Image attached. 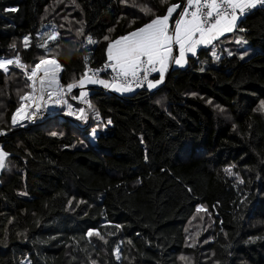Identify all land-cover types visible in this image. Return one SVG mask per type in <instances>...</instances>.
Returning <instances> with one entry per match:
<instances>
[{
  "label": "trees",
  "instance_id": "16d2710c",
  "mask_svg": "<svg viewBox=\"0 0 264 264\" xmlns=\"http://www.w3.org/2000/svg\"><path fill=\"white\" fill-rule=\"evenodd\" d=\"M178 2L136 0L155 15ZM131 3L0 0V58L19 55L32 66L55 57L62 84L79 80L86 64L104 67L105 36L153 18ZM238 25L236 34L255 50L249 58L228 55L234 34L214 44L217 64L212 46L201 48L151 91L85 86L98 119L89 112L79 121L59 107L41 124L13 125L18 93L29 89L20 69L0 71V149L8 154L0 174V264H264V8ZM53 29L59 38L38 47ZM71 96L74 108H87ZM197 206L214 225L194 249L187 232ZM89 229L103 239L88 237Z\"/></svg>",
  "mask_w": 264,
  "mask_h": 264
},
{
  "label": "snow or ice",
  "instance_id": "6c2138e0",
  "mask_svg": "<svg viewBox=\"0 0 264 264\" xmlns=\"http://www.w3.org/2000/svg\"><path fill=\"white\" fill-rule=\"evenodd\" d=\"M167 2L168 0H161V4ZM72 3H75V0H72ZM120 3L128 4L129 0H120ZM258 5L264 7V0H184L182 7L179 2L171 4L165 14L155 15L151 5H138L136 0H132V7H138L144 15H151L153 18L118 38L104 37V40L109 41L106 48L107 61L104 64V69H111L108 79L98 76L103 69L90 70L86 64V71L79 80L64 85L59 78V73L63 69L55 57H42L34 66L22 62L19 55L11 59L0 58V71L7 74L10 70L9 66L14 65L23 72L26 79L25 88L29 89L22 95L18 93L20 104L12 115V124L16 125L21 119L33 120L43 111L54 107H62L65 116L74 117L79 121H87L89 112L95 113L98 119L99 112L87 99L89 93L85 91L86 85H100L104 89L120 94L131 93L145 85L151 91L164 81L165 73L172 63L184 67L188 54L196 56L199 46L211 45L213 58L219 59L213 41L237 29L240 17L245 16L249 10L255 9ZM177 9L180 11L174 19V24L170 25V18H173ZM6 11L15 12L17 9L11 8ZM239 31L243 32L245 29L239 28ZM82 34V29L77 31V36ZM44 36L46 39L37 46L47 50L49 41H56L60 33L53 29L45 32ZM29 39V36L23 38L25 48L29 46ZM87 42L96 43L91 37H87ZM241 42V39L236 40L237 44ZM174 49L178 50V55L174 54ZM229 55L232 53L229 52ZM153 73H158L159 79L152 77ZM74 88L80 89L79 96L73 93ZM69 94H72V99L86 104L87 108H74L68 102ZM258 110L264 112V101L260 102ZM108 123L111 121L109 120ZM95 132L96 130L93 129V137ZM0 135H3V132H0ZM51 135L55 136L57 133L53 132ZM7 155L0 150V170L6 165ZM225 172L228 175L233 174L231 167L226 168ZM237 180L243 183L238 175ZM69 203L71 204V201ZM201 211L207 210L197 206V212ZM116 227L120 226L116 225ZM87 236L103 239V236L93 229L88 230ZM113 255L117 260L120 259L118 248L113 251ZM181 259L188 260L183 256Z\"/></svg>",
  "mask_w": 264,
  "mask_h": 264
},
{
  "label": "rangeland",
  "instance_id": "374dc122",
  "mask_svg": "<svg viewBox=\"0 0 264 264\" xmlns=\"http://www.w3.org/2000/svg\"><path fill=\"white\" fill-rule=\"evenodd\" d=\"M234 36L235 37L233 38V42L235 44V47H234V51H230L232 55H229L228 53L229 56H236L242 60L255 55L254 48L249 44V42H247L243 34L237 33ZM237 39H241L242 42L240 44H237L236 43ZM215 52L220 59L221 57L218 54V52L217 51ZM47 58H53V57H47ZM217 60L218 59H215V64H217L218 62ZM38 62L39 60L36 61L35 63ZM35 63H33L32 66H34ZM12 67L15 66L10 65L9 69H11ZM95 133L98 134L97 131ZM213 225H214V220L209 212L207 211L197 212V215L194 218V220L191 222L190 225H188L189 227H188L187 235L191 245V246L189 245V247H193L194 249L203 247L207 243L206 241H208V239L212 235L211 233L213 232Z\"/></svg>",
  "mask_w": 264,
  "mask_h": 264
},
{
  "label": "built area",
  "instance_id": "2783aa9c",
  "mask_svg": "<svg viewBox=\"0 0 264 264\" xmlns=\"http://www.w3.org/2000/svg\"><path fill=\"white\" fill-rule=\"evenodd\" d=\"M261 8H264V7L258 5L255 9L249 10L245 16H242L240 18H244V17L250 15L252 11H254L256 9H261ZM101 69H103V70L98 73V76L99 77L102 76V75H107V76L110 77V75H111V69H104V67L101 68ZM156 74L157 73H153L152 74V77H155ZM143 88H147V86L145 85ZM143 88L135 89L134 91H137V90H140V89H143ZM49 116H50V114L48 113L47 110H45L42 113H40L37 117H35L33 120L21 119V120L18 121V123L16 125H35V124H41Z\"/></svg>",
  "mask_w": 264,
  "mask_h": 264
},
{
  "label": "crops",
  "instance_id": "0c3cea01",
  "mask_svg": "<svg viewBox=\"0 0 264 264\" xmlns=\"http://www.w3.org/2000/svg\"><path fill=\"white\" fill-rule=\"evenodd\" d=\"M177 11H178V9H177ZM174 14H175V13H174ZM174 14H173V16H174ZM170 20H171V18H170ZM240 20H241V18L238 20V23H239ZM170 25H172V24L170 23ZM236 30H237V29H235V30H234L233 32H231V33H225L224 36H221L217 41H213V44H217V43L220 44V43H222V42L224 41V40H223L224 38L227 39V40H225V42H227V41L229 40V38H230L231 35L236 34ZM209 47H211V45H209V46H207V47H205V46H199V47H198V50L201 49V48H209ZM198 50H197V51H198ZM174 54H175V55H178V50L174 49ZM189 56H192V55H191V54H188V57H189ZM185 66H186V64H185ZM185 66H184V67H185ZM171 67H173V68H183V67H179V66L175 65L174 63H172V64L169 66V68H171ZM169 68H168V70H169ZM168 70H167V71H168ZM167 71H166V73H167ZM166 73H165V74H166ZM155 77H156V79H159V74L157 73ZM86 86H92V84H88V85H86ZM93 86H94V85H93ZM112 92H114V91H112ZM114 93H116V92H114ZM117 94L122 95V94H120V93H117ZM124 94H126V93H124ZM0 150H1V149H0ZM1 171H2V170H0V174H1Z\"/></svg>",
  "mask_w": 264,
  "mask_h": 264
},
{
  "label": "water",
  "instance_id": "95a60500",
  "mask_svg": "<svg viewBox=\"0 0 264 264\" xmlns=\"http://www.w3.org/2000/svg\"><path fill=\"white\" fill-rule=\"evenodd\" d=\"M47 111L50 115L57 114L59 112V107L50 108Z\"/></svg>",
  "mask_w": 264,
  "mask_h": 264
}]
</instances>
